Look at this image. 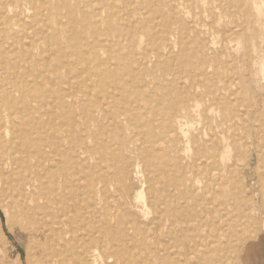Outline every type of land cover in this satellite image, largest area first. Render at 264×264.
<instances>
[{
    "label": "bare ground",
    "instance_id": "obj_1",
    "mask_svg": "<svg viewBox=\"0 0 264 264\" xmlns=\"http://www.w3.org/2000/svg\"><path fill=\"white\" fill-rule=\"evenodd\" d=\"M57 9L56 0H0V209L5 223L25 235L26 264H187L178 256L190 253L199 257L201 264H239L243 257L244 264H249L250 255V264H260L256 259H262L264 250V197L259 198L262 190H258L256 205L250 194L223 195L225 204L234 210L233 219L228 222L224 211L213 212L219 225L213 240L216 246L209 244L202 252L187 244L190 229L181 226L192 219L180 202L186 200V192L170 190L178 191L184 178L179 184L176 176H169L161 167L158 171L161 169L160 175H164L163 185L154 191L141 169L148 155L140 147H127L126 143L128 157L135 160L130 172L122 168L113 176L93 175L85 171L84 159H80L81 155L93 158L100 135H106L111 128L121 129L124 121H132L128 115L131 110H153L155 117L170 124L169 135L177 142L183 134L181 126L187 112L198 106L194 97L207 96L212 106L220 99V88L207 67L202 65L195 73L203 80L189 85L203 87L202 92H190L167 81V71L147 79L146 73L153 71L147 56H141L137 70L131 68L121 61V57H129L125 52L128 47L119 39L115 45L109 42L110 37L120 34L107 33L106 38L93 39L85 52L74 54L88 56L89 62L87 81L78 83L82 89L77 91L73 83L67 84L60 73H54L57 63L45 66L47 56L59 50L51 49L55 35L47 32L48 22L52 30L60 27ZM69 17L71 24L79 21L76 15ZM93 17L86 22L95 27L101 22ZM113 17L109 15L108 19ZM122 18L124 35L130 40L137 34V26H145H141L138 15ZM186 34L179 24L150 34L164 51L172 50L175 44L180 46V51L174 54L172 50L169 57L179 59L181 71L195 67L191 59L183 57ZM172 35L177 39L174 43ZM110 52L118 57L111 67ZM60 64L69 66L68 62ZM124 76L128 80L122 79ZM45 82L50 87L47 94ZM164 94L170 96L169 100L164 99ZM173 94L178 96V103L171 99ZM83 96L89 97L94 110L81 102ZM167 102L174 113H162ZM76 116L81 117L80 122ZM89 119L92 127H83ZM164 139L162 135L158 138L166 142ZM156 144L152 142L150 149L159 155ZM186 147L181 151H189ZM202 152L195 149L196 154ZM125 157L113 155L109 161L122 162ZM175 168L185 173L184 166L176 163ZM132 178L138 179L139 187L130 194V186L124 181ZM229 225L232 231H228ZM151 239L153 246L148 244ZM225 244L230 247V261ZM173 248L176 252H171Z\"/></svg>",
    "mask_w": 264,
    "mask_h": 264
},
{
    "label": "rangeland",
    "instance_id": "obj_2",
    "mask_svg": "<svg viewBox=\"0 0 264 264\" xmlns=\"http://www.w3.org/2000/svg\"><path fill=\"white\" fill-rule=\"evenodd\" d=\"M56 3L60 27L52 30L48 22L47 32H50V36L55 35L51 49L58 47L59 50L47 56L45 66L57 63L54 73H60L64 80H68L67 84L73 83L77 91L82 89L79 88L81 84H77L87 81L89 62L88 56L74 54L79 50L85 52L93 39L100 40L106 38L107 33L114 32L120 35L110 37V44L115 45L119 39L128 47L125 52H129V57H121L125 64L137 70L141 56H147V63L153 68V71L146 73L147 79L159 77L167 71L170 73L167 81H173L179 87L182 85L190 92L194 89L202 92L204 88L199 85L194 88L189 86L192 82L203 80L202 76H195L197 69L204 65L207 73L213 75L214 84L220 88V99L212 106L211 98L195 96L194 102L198 106L187 112L181 126L183 134L177 142L169 135L170 124L157 115L155 117L153 110H131L128 115L132 121H124L120 124L121 129L111 128L106 135H100L93 158L81 155L80 159H84L86 172L113 176L122 168L126 172L133 170L135 160L128 157L126 146L140 147L148 155L141 168L144 170L143 176L154 191L163 185L164 175H160L161 169L158 171L161 167L169 176H176L179 184L184 178L178 191H173L171 187L170 190L172 193L186 192V200L180 202L192 216L191 220L181 224L190 229L187 244L202 252L209 244L215 247L213 240L219 226L218 217H214L215 210L224 211L228 222L232 221L234 213L233 208L225 204L227 201L223 195L250 194L255 205L261 196L264 197L263 193L258 198V190L264 192V0H56ZM45 12L43 15H46ZM70 15H76L79 21L71 24ZM93 15L101 22L95 27L86 22L87 19H94ZM109 15L115 17L108 19ZM124 15H138L141 26L145 25L143 29L137 26V34L131 40L124 35ZM175 20L179 22L175 23ZM177 24L187 33L188 42L182 53L183 57L194 62L195 67L191 71H181L179 59L169 57L172 50L174 54L180 51L179 45L175 44L172 50L164 51L150 35L160 28H176ZM76 32L78 35L75 36ZM170 40L176 42V36L172 35ZM112 49L116 51L115 46ZM160 51L162 53L158 57ZM116 56L114 52L109 53L110 67L117 63ZM66 62L68 67L60 64ZM122 79L128 80V77ZM44 89V94L50 93L47 82ZM163 96L167 100L170 98L169 95ZM82 98L81 102L87 103L90 111L94 110L89 105V97ZM171 99L179 102L176 94ZM162 110V113H174L168 102ZM78 116L75 120L80 122L81 117ZM85 126L92 127V121L87 120ZM161 135L166 142L158 140ZM152 142H157L156 146L160 148L157 152H161L159 155L150 149ZM125 143L127 145L124 147ZM186 146L189 151H181ZM195 149L203 152L196 154ZM122 154L127 156L122 162L109 161L111 156ZM176 163L184 166L185 173L175 168ZM124 183L130 186V194L139 187L138 179L125 180ZM252 213L258 215L257 211ZM241 222L244 227L247 226L245 220ZM231 227H227L228 231H232ZM148 244L153 246L154 241L151 239ZM223 247L229 259L232 255L230 247L228 244ZM175 249H171V252ZM26 253L25 235L5 223L4 212L0 209V264H26ZM261 254L262 259L256 261L264 264V250ZM248 257L250 264L253 258L251 255ZM178 258H185L187 264H201L194 253ZM245 260L243 257L239 264H244Z\"/></svg>",
    "mask_w": 264,
    "mask_h": 264
}]
</instances>
